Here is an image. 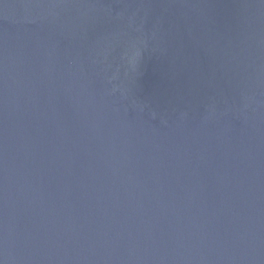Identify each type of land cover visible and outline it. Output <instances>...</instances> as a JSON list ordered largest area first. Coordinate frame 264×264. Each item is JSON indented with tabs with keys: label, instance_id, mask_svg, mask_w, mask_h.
<instances>
[{
	"label": "water",
	"instance_id": "95a60500",
	"mask_svg": "<svg viewBox=\"0 0 264 264\" xmlns=\"http://www.w3.org/2000/svg\"><path fill=\"white\" fill-rule=\"evenodd\" d=\"M0 264H264V0H0Z\"/></svg>",
	"mask_w": 264,
	"mask_h": 264
}]
</instances>
